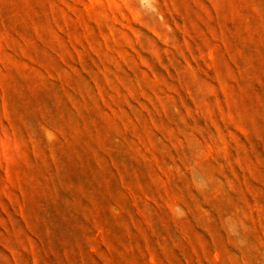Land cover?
<instances>
[{"label":"rangeland","instance_id":"1","mask_svg":"<svg viewBox=\"0 0 264 264\" xmlns=\"http://www.w3.org/2000/svg\"><path fill=\"white\" fill-rule=\"evenodd\" d=\"M0 264H264V0H0Z\"/></svg>","mask_w":264,"mask_h":264}]
</instances>
